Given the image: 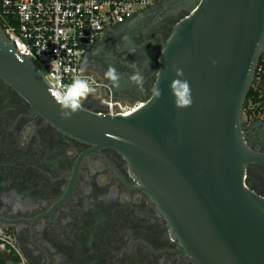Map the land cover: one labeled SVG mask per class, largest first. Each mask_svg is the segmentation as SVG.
<instances>
[{"label": "water", "instance_id": "1", "mask_svg": "<svg viewBox=\"0 0 264 264\" xmlns=\"http://www.w3.org/2000/svg\"><path fill=\"white\" fill-rule=\"evenodd\" d=\"M263 52L264 0H200L166 42L152 94L128 115L79 104L65 116L76 103L54 97L1 27L0 78L65 134L122 154L193 264H264V196L248 183L264 153L243 127Z\"/></svg>", "mask_w": 264, "mask_h": 264}, {"label": "flooded vegetation", "instance_id": "2", "mask_svg": "<svg viewBox=\"0 0 264 264\" xmlns=\"http://www.w3.org/2000/svg\"><path fill=\"white\" fill-rule=\"evenodd\" d=\"M199 1L156 0L107 28L82 60L104 84L98 93L126 106L146 101L166 42ZM110 68L115 79L106 76ZM80 105L104 111L96 94ZM261 105L258 118L244 111L243 127L248 143L264 153ZM248 183L264 196V166H248ZM8 261L193 264L122 154L65 134L0 78V264Z\"/></svg>", "mask_w": 264, "mask_h": 264}, {"label": "built area", "instance_id": "3", "mask_svg": "<svg viewBox=\"0 0 264 264\" xmlns=\"http://www.w3.org/2000/svg\"><path fill=\"white\" fill-rule=\"evenodd\" d=\"M156 0H0V27L14 43L19 56L37 64L50 92L61 102L81 104L96 94L104 114L128 115L143 105H123L111 95L100 94L104 84L82 67L85 54L109 27L141 13ZM264 74L259 64L253 87H260ZM85 81V95L70 87ZM3 243L12 244L10 238Z\"/></svg>", "mask_w": 264, "mask_h": 264}, {"label": "trees", "instance_id": "4", "mask_svg": "<svg viewBox=\"0 0 264 264\" xmlns=\"http://www.w3.org/2000/svg\"><path fill=\"white\" fill-rule=\"evenodd\" d=\"M261 64H263L264 67V63L260 62V65ZM263 100V92L261 91L260 87H252L244 106V111L248 117L252 115L255 118H258L260 113L263 112V106L261 105Z\"/></svg>", "mask_w": 264, "mask_h": 264}, {"label": "clouds", "instance_id": "5", "mask_svg": "<svg viewBox=\"0 0 264 264\" xmlns=\"http://www.w3.org/2000/svg\"><path fill=\"white\" fill-rule=\"evenodd\" d=\"M106 76L111 77L112 79H115V74H114V69H109L108 72L106 73ZM70 87H78L80 89L83 90L84 94L86 95L87 92L89 91V86L88 84L83 81L80 80L79 78L75 79L73 81V84ZM185 104H190L191 103V97H190V93L188 94V98L184 101ZM71 108V111L69 112H65L64 115L65 116H70L72 114L73 111L76 110V108L79 107V104H74V105H70L68 106Z\"/></svg>", "mask_w": 264, "mask_h": 264}]
</instances>
